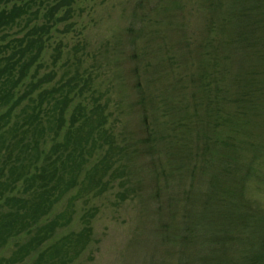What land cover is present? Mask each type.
Returning a JSON list of instances; mask_svg holds the SVG:
<instances>
[{
    "label": "trees",
    "instance_id": "obj_1",
    "mask_svg": "<svg viewBox=\"0 0 264 264\" xmlns=\"http://www.w3.org/2000/svg\"><path fill=\"white\" fill-rule=\"evenodd\" d=\"M155 1L148 4L170 22L186 17L177 0L170 9ZM192 4L201 25L196 40L186 28L168 33L175 41L164 53L177 72L167 75L163 96L153 95L165 104L162 124L155 117L147 132L140 123L149 179L140 193L136 183L121 190L118 200H137V264H264V206L247 195L250 182L264 193V152L249 131L252 117H264V0ZM72 5L0 0V253L12 247L0 264L72 263L88 245L89 221L51 242L69 221L65 213L51 217L53 208L78 185L102 191L106 178L126 174L112 168L114 140L101 107L77 102L66 122L75 96L64 88L69 81L50 85L54 72L40 75L49 35ZM146 109L142 118L151 119ZM98 141L106 149L80 180Z\"/></svg>",
    "mask_w": 264,
    "mask_h": 264
},
{
    "label": "rangeland",
    "instance_id": "obj_2",
    "mask_svg": "<svg viewBox=\"0 0 264 264\" xmlns=\"http://www.w3.org/2000/svg\"><path fill=\"white\" fill-rule=\"evenodd\" d=\"M194 1L197 0H177V4L189 12L180 10L189 19L188 25L185 18L180 17L170 22L159 14L160 9L148 4V0H73L65 24L58 25L49 35L43 55L45 67L40 75L52 70L54 78L50 85L61 86L69 81L64 88L75 96L66 109V122L77 102L99 105L104 116L103 130H107L106 134L114 140L111 145L114 148L112 161H115L112 168L120 165L123 171L126 170L120 180L106 178L109 183L102 191L101 188L94 192L79 185L72 188L53 208L51 217L65 213L69 221L57 229L51 242L69 232H78L85 219L90 224L88 245L70 264H137L140 253L139 246H134V238L139 233L134 231L137 227V200L129 197L132 202L127 199L121 203L117 193L124 188L130 191L135 183L140 186V193L142 185L149 179V157L145 156L142 143H137L140 130L141 133L144 130L140 123L147 132L155 117L159 118L157 125L162 124L165 104L159 101L155 104L153 95L163 96L165 89H169L170 77L167 75L177 72L174 60L168 56L170 53H164L170 52L168 48L175 41L174 34L171 38L168 33L175 27L181 29L180 32L186 28V38L196 40L201 25L196 15L197 5L192 4ZM163 2L169 9L173 5V0ZM59 42L60 52L52 65L49 57ZM140 97L145 102L140 103ZM142 105L147 108L145 116L150 114L151 119L142 118ZM252 118L249 131L264 152V117ZM55 141H60V135ZM103 142L90 146L92 152L83 166L80 180L103 154L106 149ZM135 151L139 158L135 157ZM248 186L249 199L264 206V193L256 190L255 183L250 182ZM10 248L2 250L0 256L7 257Z\"/></svg>",
    "mask_w": 264,
    "mask_h": 264
}]
</instances>
